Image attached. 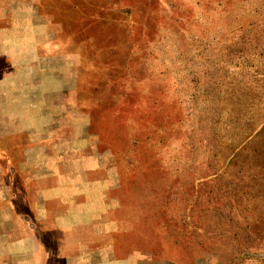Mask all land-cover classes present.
Here are the masks:
<instances>
[{"label": "rangeland", "instance_id": "1", "mask_svg": "<svg viewBox=\"0 0 264 264\" xmlns=\"http://www.w3.org/2000/svg\"><path fill=\"white\" fill-rule=\"evenodd\" d=\"M24 218L264 264V0H0V264H45Z\"/></svg>", "mask_w": 264, "mask_h": 264}, {"label": "crops", "instance_id": "2", "mask_svg": "<svg viewBox=\"0 0 264 264\" xmlns=\"http://www.w3.org/2000/svg\"><path fill=\"white\" fill-rule=\"evenodd\" d=\"M9 205L14 209L13 204ZM60 220L61 219H56V222L60 223ZM28 221L29 220L24 218V222L26 223L25 226L30 230V239L36 243V246L39 245L38 243H41L43 246L44 251L39 247L40 249H38L39 251L37 252H43L45 264H48L55 259L62 260L64 264H128L131 260L128 256L118 258L113 248H102L101 246L91 244L90 242L86 243L85 240H77L76 245H62L60 244V241H58L59 238L54 237V240L56 238L57 244L54 249H50L46 246L44 237L47 233L53 235L58 231L56 229H49L48 227H37L35 224H30ZM62 224L63 223L58 224L55 227L58 228L63 226ZM65 235L66 233L63 234V236ZM10 236L11 234L9 237ZM13 239V237H10V240Z\"/></svg>", "mask_w": 264, "mask_h": 264}]
</instances>
